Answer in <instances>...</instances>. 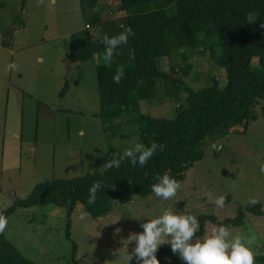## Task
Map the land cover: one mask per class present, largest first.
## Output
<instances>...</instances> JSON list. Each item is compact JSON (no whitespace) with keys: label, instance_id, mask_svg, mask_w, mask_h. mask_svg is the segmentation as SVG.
Here are the masks:
<instances>
[{"label":"rangeland","instance_id":"1","mask_svg":"<svg viewBox=\"0 0 264 264\" xmlns=\"http://www.w3.org/2000/svg\"><path fill=\"white\" fill-rule=\"evenodd\" d=\"M109 5L118 7L113 1ZM86 18L80 0H0V212L30 197L40 183L102 173L113 157H122L126 149L139 144L133 116L113 121L100 117L97 68L107 63L104 56L70 62L71 37L87 28ZM111 18L117 24L124 20L115 11ZM90 31L94 39L105 35L102 28ZM209 42L217 44V38ZM125 51L127 48L117 46L112 59ZM188 62L192 69L179 85L182 93L178 88L174 92L173 82L169 87L162 82L157 93L162 102L141 100V111L155 118L174 119L178 107L187 104L188 87L197 91L214 79L221 89L226 87L227 72L215 64L209 51L195 54ZM13 63L16 68L10 70L8 65ZM176 64H180L176 69H168L170 74L183 77L186 62L180 59ZM66 85L67 92L61 97ZM256 112L260 118L247 128L234 126L227 134L214 135L204 143L203 159L186 172L176 196L168 201L155 194L127 195L116 201L111 213L96 220L81 204L71 218L70 205L18 208L7 218L3 232L33 262L74 264L73 243L66 236L71 220L79 264H127V252L137 246L129 236L142 234L143 223L165 209L196 216V233L202 226L201 216L224 221L243 210L244 225L226 227L230 233L226 239L241 236L255 256L264 257V215L248 211L257 204L264 210L262 106H257ZM220 196L225 197L223 208L215 204ZM253 200L256 202L250 203ZM219 227L207 221L205 234L195 236L193 242L207 238ZM164 245L156 253L159 261ZM165 258L166 264H187L179 251H171ZM129 264L142 262L133 255Z\"/></svg>","mask_w":264,"mask_h":264},{"label":"trees","instance_id":"2","mask_svg":"<svg viewBox=\"0 0 264 264\" xmlns=\"http://www.w3.org/2000/svg\"><path fill=\"white\" fill-rule=\"evenodd\" d=\"M110 1L118 7L108 6ZM80 4L88 24L71 37L70 62L83 63L96 54L104 56L108 47L103 42L104 36L94 39L90 28H102L109 38L126 28L132 29L128 42L118 45L127 48L129 53H120L115 59L111 57L110 62L97 68L100 117L113 121L133 116L139 144L150 148L155 143L156 151L144 166L139 162L133 166L130 157H113L109 162L120 159L119 168L40 183L30 197L0 212L7 218L18 208L44 204L70 205V218L81 204L93 219L103 218L124 196L154 194L151 185L159 182L158 175L168 174L180 183L186 172L203 159L202 146L210 137L227 134L237 125L247 128L260 118L257 106H262L264 112V0H80ZM113 11L124 19L121 24L112 20ZM251 16L257 19L252 20ZM212 38H217V44H210ZM201 45L204 49L198 50ZM207 50L215 64L227 72L224 89L216 79L197 91L188 87L187 104L178 107L174 119L155 118L140 110L141 100L162 102L157 98L162 82L168 87L173 82L174 92L178 88L182 93L179 85L185 83L184 78L192 69L189 59L197 53L205 55ZM180 59L186 62L183 77L170 74L168 70L176 69ZM256 61L259 64L255 65ZM120 67L124 74L116 84L113 76ZM67 89L68 85L61 97ZM96 182H101L103 187L97 192L96 202L89 205V189ZM248 211L264 215L260 204ZM245 219L243 210L237 217L224 221L215 216H201L202 226L195 236L205 234L207 221L228 228L242 227ZM66 236L73 243L74 264H79L71 220L67 223ZM171 251L170 244L160 249V263L166 264L165 255ZM0 264L39 263L27 259L4 232H0ZM255 264H264V257L255 256Z\"/></svg>","mask_w":264,"mask_h":264},{"label":"clouds","instance_id":"3","mask_svg":"<svg viewBox=\"0 0 264 264\" xmlns=\"http://www.w3.org/2000/svg\"><path fill=\"white\" fill-rule=\"evenodd\" d=\"M133 35L132 29L126 28L117 36L109 38L107 34L103 37V42L108 45L104 61L110 62L113 50L120 44L127 43L129 36ZM10 70H15L16 65H8ZM123 67L116 70L113 81L120 83L123 76ZM157 145L152 143L150 148H146L143 144H136L134 148L126 149L121 157H130L133 166L139 162L140 166H144L154 155ZM163 146H161V150ZM138 154V155H137ZM120 159H113L105 166V170L113 167H120ZM260 171L264 173V165ZM156 179L158 183L151 185V191L155 196L168 201L176 196L180 183L168 174L158 175ZM103 187L101 182L94 183L89 189L88 204H94L97 199V192ZM256 201H250L255 203ZM218 207L223 208L225 197L220 196L215 200ZM86 215V214H85ZM84 216H81L83 219ZM8 225V219L4 215H0V232H3ZM198 228V221L194 215L174 214L170 209H165L161 215L151 218L143 223L144 232L142 234H131L129 240L136 242L133 252H127L125 260L127 264L135 255L137 260L142 264H160L156 253L159 246L170 244L173 254L177 251L180 258L187 261V264H255V255L249 243L241 236H236L232 241H228L229 231L225 226H220L218 230L215 228L210 235L203 240H194ZM171 236L168 240L166 237Z\"/></svg>","mask_w":264,"mask_h":264},{"label":"crops","instance_id":"4","mask_svg":"<svg viewBox=\"0 0 264 264\" xmlns=\"http://www.w3.org/2000/svg\"><path fill=\"white\" fill-rule=\"evenodd\" d=\"M100 38H102V37H100ZM100 38H98V39H100ZM128 53H129L128 51H125V54H128ZM100 56H103V55H100ZM159 88H160V86H159Z\"/></svg>","mask_w":264,"mask_h":264},{"label":"built area","instance_id":"5","mask_svg":"<svg viewBox=\"0 0 264 264\" xmlns=\"http://www.w3.org/2000/svg\"><path fill=\"white\" fill-rule=\"evenodd\" d=\"M219 149H221V147H219Z\"/></svg>","mask_w":264,"mask_h":264}]
</instances>
